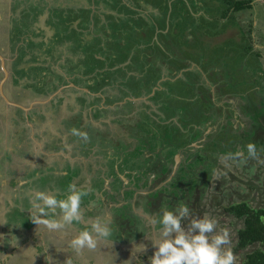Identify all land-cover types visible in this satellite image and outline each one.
Here are the masks:
<instances>
[{"label":"rangeland","instance_id":"1","mask_svg":"<svg viewBox=\"0 0 264 264\" xmlns=\"http://www.w3.org/2000/svg\"><path fill=\"white\" fill-rule=\"evenodd\" d=\"M49 1L44 3H51L49 14L45 11L43 17H36L31 12L35 11L36 0H32L33 5H28L30 0L26 4L18 3V0H8L12 14L7 15L8 20L3 21L6 26L1 25L7 35L4 47L9 45L20 48L19 38L25 40L30 34L37 43L34 51L38 53L44 47L47 52L38 62L30 63L43 68L48 63L54 65L55 61L50 55L56 49L62 52L57 64L66 57L71 59L59 63L63 64L59 67L65 71L62 78L59 68L56 72L50 71L47 77V74H41V80L51 78L58 85L57 88L67 84L60 93L54 92L57 88L45 93L34 88L30 90L35 96L33 98L38 96L49 100L39 104L38 111L43 115L42 123L32 122L33 128L41 139L50 132L62 133L59 130L63 127L61 116L69 117L76 112L81 120L76 122L70 119L67 127L86 131L89 139L82 141L73 136L70 129L67 130L65 135L71 136L65 142L68 150L61 149L65 153L63 160L58 157L47 161L36 150L38 146L34 138L29 136L32 147L22 154L20 146L10 140H2L5 133L0 130V163L4 172L11 173L14 170L8 168L6 171L5 159L12 158L10 161L18 163L20 154L23 159L32 152L27 160L33 161L30 164L32 167L27 165L29 167L26 169L14 170L21 184L19 182L17 186H11L12 188L9 185H0L1 193H5V196L0 194V199L2 196V202L6 205L5 211H0V230L4 233L0 239L3 247L8 252L15 246H18L16 252L20 249L33 252L34 244L44 242L46 245L40 254L42 257L37 261L33 257L29 264H44L45 258H49L50 264H64L69 256L72 264H81V259L78 260L76 256L86 258V264H119L116 256L110 262L101 252H105V248H112L113 244L112 252L116 255L118 248L117 252L121 254H127V250L138 253L134 245L151 238L154 231L151 223H143L141 215L150 217L155 213L147 208L146 203L141 204L142 200L145 196L150 199L154 193L164 188L168 202L172 199H176L178 203L190 202L189 207L195 215L208 213L215 216L218 221L217 228L226 227L229 230L230 246L234 255L236 254L235 264H243L246 259L243 256L253 249V246H248L242 251L237 250V253L233 250L243 221L228 214L226 210L225 216L218 218L223 211L217 212L218 205L214 206L211 202L227 196L221 201L224 203L226 200L227 203L230 194L235 200L243 199L244 196L235 194L236 190L243 194L253 193L252 201H256L261 197L258 191L264 189V152H258L257 158L249 157L245 148L247 143L242 135L250 130L242 122L244 116H247L243 108L246 99L258 105L264 103V0H249L250 6L241 10L233 8L232 3L235 0L231 4L226 0L227 3L219 4L217 9L206 8L205 5L209 4L203 0L201 3L194 0H97L93 5L86 0ZM175 12H178L177 15ZM157 17L162 21L157 20ZM182 17L188 19L187 23L197 24L199 29L190 36L194 42L190 44L185 40L187 46L182 43L176 29ZM21 19L26 21L23 26ZM31 21L32 25L36 22L45 31L38 29L37 34H32L34 29L31 30ZM238 25H242L239 33L235 32V29L241 27ZM25 28V31H20ZM137 29L144 35H138ZM226 31L232 35L219 38ZM206 38L219 40L203 50L205 56H200L196 48ZM56 39L58 43L51 46V42L53 44ZM63 41H66L65 44ZM24 46L30 48L27 42ZM220 55L227 62L225 70L218 63ZM5 56L10 57L11 61L14 58L12 63L15 77L20 81L28 78L20 75L17 65L16 70L14 68L15 63L28 64L27 55L18 59L19 50L16 55L10 50ZM46 59H49L48 63ZM169 64L178 67L171 73ZM157 65L161 66V70L156 69ZM196 71L205 76V84L201 74ZM37 76L38 72L32 73L31 79ZM187 77L195 86L188 84ZM25 98L27 97L21 96L18 99L24 102ZM15 110L16 115L20 109ZM17 116L16 123L10 122V130L21 127L17 123ZM24 125L26 127L27 124ZM154 129L159 130L162 135L166 134L167 129H175L176 132L171 138L174 144L170 145L167 141L156 139V136H150L148 133ZM19 135L20 133H16L11 140L20 139ZM38 141L43 145L49 143V140L47 143L44 140ZM143 142L151 144L148 148L150 150H145ZM236 150L243 152L240 158H234ZM145 152L151 155L144 154ZM208 159L206 167L196 166L197 162L205 163ZM158 162L166 172L165 176L162 175L164 178H160L159 173L156 174L154 170V177L147 179L150 175L148 173L152 172H148V164ZM199 172L202 174L199 175ZM5 177H0V180ZM157 179L160 182L155 186ZM105 181H108L107 187H104ZM200 181L207 184V190L202 198L204 204L195 205L191 199L187 200L190 198L188 193L185 194L187 189L178 187V183L196 186ZM56 182L61 183L57 186ZM69 183L89 189V195L82 203L89 222L97 216L108 214L112 219V226L118 228L120 218L130 217L133 221L131 225L137 227L134 239L131 238L133 241L121 243L118 239V242L112 239L100 240L97 244L98 250L94 253L84 249L77 254L67 247V242L85 224H72L63 230H51L34 222L27 225L20 215L13 214L14 211L22 210L26 203L20 197L19 191L26 190V201L29 203V189L64 190ZM105 188L110 189L107 191ZM16 191L19 198L14 202L11 196H15ZM95 191H98V196ZM137 192L140 194L134 207L132 196ZM103 198H109L113 204L109 201L102 206ZM89 200L97 201L95 208L87 205ZM261 203L264 205V202ZM143 205L148 209L143 210L144 214L139 212ZM90 211H94L93 214ZM26 213L28 215L29 212ZM124 223L125 228L129 226V222ZM140 231L145 235L137 239ZM49 234H56L57 238L50 237ZM30 239L33 241L29 243ZM51 244H54L53 248L50 247ZM19 255L20 253L17 254ZM14 260L12 257L8 264H13Z\"/></svg>","mask_w":264,"mask_h":264},{"label":"clouds","instance_id":"2","mask_svg":"<svg viewBox=\"0 0 264 264\" xmlns=\"http://www.w3.org/2000/svg\"><path fill=\"white\" fill-rule=\"evenodd\" d=\"M70 132L82 141L89 139L88 133L82 129L72 127ZM245 148L249 157H258L256 143L248 142ZM233 155L240 158L243 152L236 150ZM29 193V204L25 210L35 224L51 230L85 224L67 242V247L77 254L84 249H95L100 240L112 238L114 229L108 214L97 216L90 222L85 217L82 203L88 197L89 189L69 183L64 190L29 189ZM96 203L87 201L90 207ZM150 222L158 237L151 243L153 252L148 256L149 264H235L229 230L226 227L218 229L215 216L208 213L197 216L188 204L179 203L173 209L162 207L159 213L150 216ZM134 247L138 253H145L143 243ZM64 264H72L70 256Z\"/></svg>","mask_w":264,"mask_h":264},{"label":"trees","instance_id":"3","mask_svg":"<svg viewBox=\"0 0 264 264\" xmlns=\"http://www.w3.org/2000/svg\"><path fill=\"white\" fill-rule=\"evenodd\" d=\"M194 1H197V3L198 2L201 3L202 0H194ZM225 1L226 0H224V1L223 0H203V2H207L209 4L208 6L205 5L206 8H213V9H217V6L219 4H221V3H227ZM232 1L233 0H229L228 3L230 2V4H231ZM209 2H211V3H209ZM249 4H251L249 0H235L232 3L233 8L235 10H241V9L246 8V7H249L250 6ZM211 5H212V7H211ZM39 13L35 14V16L36 17L40 16ZM175 14L177 15L176 12H175ZM157 20L162 21L159 17H157ZM36 22H37V20H36ZM138 22H141V21L138 20ZM182 22L183 23H187L188 19L187 20L186 19L182 20ZM31 23H32V21L30 22V26L32 25ZM188 24H193L194 25L195 23L191 22V23H188ZM180 25H182V24H177L178 29L180 31L179 33H181V35H182V33H183V35L186 34L185 37L183 38V41L186 40V41H189L190 43L194 42V39L192 37H190V36H192V33L194 34V32L195 33L198 32L196 30L197 26H189L188 25L187 26L188 31H184L182 29V27H180ZM238 26H241V27L235 29V32L238 31V33H239L240 31H242L241 30L242 25H238ZM36 27H37V30L38 29L42 30L41 32L45 31L44 29L39 28V27H41L40 25H36ZM137 30L139 31L137 33L138 35H141V36L144 35V33L140 29H137ZM228 32L229 31H226L225 33H221L219 38H222V37L225 38V37H229L230 35H232V33L229 34ZM202 37L204 38L205 36L202 35ZM57 38H58V36H57ZM215 39L216 38H214L212 40L211 39H207L206 40V41H208L207 49L210 48L212 46V44H214L216 41L219 40V39H216V40ZM60 40H62V39H60ZM31 42L32 43L34 42V45H37V43L35 41L31 40ZM65 42L66 41H63L62 43L65 44ZM56 43H58V39L54 40L53 44L51 42V46L56 45ZM61 53H62L61 50L56 49L54 54L50 55L52 60L55 61L54 65H52V63H48L49 59L45 60L46 63H48L47 67H45L46 65L44 66L45 68L41 67L38 64H34V63L30 64L31 61H37L38 62L42 55L43 56L47 55L46 49L44 47H42V48H40L38 50V53H33L32 54L31 59L28 61L30 65L26 66L25 64L24 65L21 64V65L18 66L20 68V69H18V72L22 73L23 75H31L32 73H37L38 72L39 76L34 77L37 82L35 84H34L35 81L28 83V84H31V86H33L34 89L44 91V93L48 92V90L56 89L57 86H58L56 84V82H54L53 79H51V78H49L47 80L46 79L41 80V74H43V75L47 74L46 75V77H47L48 73L50 71L56 72V71L60 70L62 72V73H60L61 78H62L63 75H65V71L61 67H60V69H58V67H56L57 66L56 65L57 61L61 58V56H60ZM66 60L70 61L71 59L66 57L65 61ZM59 63H62V61L58 62V64ZM60 65H63V64H59V66ZM223 67H224V65H223ZM42 70H44V71H42ZM41 94H43V93H41ZM253 107H254L253 105L246 106V108L248 109V111L251 112V114L256 111L255 112L256 116H255V119H254V125H253L252 130H250L249 132L250 133L257 132L256 133L257 135H254V136L251 137V135L246 134V132L243 133L242 135H243V137L245 139V143H248V142L258 143L259 142L261 144V147H260V150L258 149V151L259 152H264V103L260 107H257V106H255L254 108ZM148 134L150 136H153V137L156 136L155 137L156 139H162L163 141H167V142H169V144L172 143L170 145L174 144L171 141V138L173 136H172V132L169 131V129L166 130V134L165 135H162L160 133V131H158L157 129H154V132L152 131V132H150ZM145 146L147 148H149V144H145ZM159 164H161V163H159V162H158V164L151 163V166H149L147 168V170L148 171H151V170L152 171H154V170L156 171V168H163L162 166L159 167ZM163 176H165V175H163ZM163 176H161L160 178H162ZM161 180H163V179H161ZM159 182H160V179H159V181L157 179L155 181L154 185L156 186ZM178 185H179L178 187H183V188L186 187V185H182V184H179V183H178ZM203 185H205V184H203ZM194 188H195V186H194ZM204 192H205V190L203 191L202 188L201 189H200V187L198 188V193H197V196H196L197 199H195L196 201H194L195 205H200V204L203 205L204 204V203H202V202H204V201H202ZM236 192H239V191L236 190ZM258 194L261 197H260V199H257L256 201H251V197H248V196H246L248 194H243V193L239 194L241 196H244V198L241 199V200H235L233 195L230 194L231 197L228 196L229 197L227 199L228 202L226 203L224 201L225 202L224 210H226L228 212V214L234 215L236 218H238L239 220L243 221L242 227L238 230L237 243H236L235 248L233 249L234 252L237 253L238 252L237 250H239V249L242 251V249H244V248H246L248 246H253V249L251 251H249L247 254H245V256L242 255L243 257H246V259L244 258L245 260L243 261V264H264V205L261 203V201L264 202V200H263L264 199V189H263V191L259 190ZM226 197L227 196H223V197H221L222 199L220 198L221 200L220 199L218 201L214 200L211 203L215 204L214 206H216V204L217 205H222L221 201L224 200ZM187 200H190V198L187 199ZM147 203H148L149 210L151 212H153V213H156V214L160 212L162 207L163 208H168V209H173L174 207H176L178 205V201L176 199L170 200V203L172 205H169L170 203H168V201L166 200V195H165V189L164 188H161L157 193H154V195L150 199L147 200ZM186 204H188L189 206L191 205L190 202L189 203L186 202ZM253 204H255V205H253ZM166 205H167V207H165ZM124 221L129 222V226H127L126 228H125V225H124L125 224ZM119 223H118V225H119L118 230L122 231V229H123V231H122L123 233L122 234L124 236V240L125 239L131 240V238L133 237L135 231L137 230V227H133L131 225V223H133L132 219L130 217L124 216V218H120Z\"/></svg>","mask_w":264,"mask_h":264},{"label":"flooded vegetation","instance_id":"4","mask_svg":"<svg viewBox=\"0 0 264 264\" xmlns=\"http://www.w3.org/2000/svg\"><path fill=\"white\" fill-rule=\"evenodd\" d=\"M176 1H178V2H181L182 0H176ZM182 9V8H181ZM7 12H9V2H8V0H0V14L1 15H7L8 13ZM178 13V12H177ZM187 13V12H186ZM187 15V14H186ZM184 16V15H183ZM15 19V18H14ZM186 18L185 17H182V19L179 21V23L178 24H182V25H180V27H182V29L184 30V31H188V28H187V26H188V23H183L182 22V20H185ZM3 20H4V22L6 21V20H8V17L7 16H5L4 18H3ZM148 20V19H147ZM4 22H0V44H2V45H5L6 44V34L4 33V30L2 29V26L1 25H5V23ZM25 22L26 21H22V19H21V24H22V26L25 24ZM20 24V25H21ZM9 25V24H8ZM20 25H19V27H18V29H20ZM6 26V25H5ZM189 26H197V28H196V30L197 31H199V29H198V25H196V24H189ZM14 27V26H13ZM12 27V28H13ZM195 28V27H194ZM5 29H6V27H5ZM17 29V30H18ZM176 29H178V26H177V28ZM26 30V28L25 29H21L20 31H25ZM178 32V36H179V34H180V39L182 40V42L184 43V45H186L187 46V44H186V42L185 41H183V38L185 37V35L186 34H184L183 35V33H182V35H181V33H179L180 31H179V29L177 30ZM29 37H30V34H29ZM193 38V37H192ZM205 41V40H204ZM202 42V44L200 45V47H197L196 48V51L199 53V55L201 56V55H204L205 56V52L203 53V50L206 48L207 49V46H208V41H205V42ZM187 42H189V41H187ZM190 43V42H189ZM24 44H26V42L25 43H21V45L19 46L20 48H19V56H18V59L19 58H22V53H21V48L24 50V52L26 53V55L28 54L29 56H30V58H29V60L31 59V57H32V54H33V52H35L33 49H35L36 48V46H34V44L31 42V40H29V42H27V44H29L30 45V49L31 50H29V48L28 47H25L24 46ZM191 44V43H190ZM185 46V47H186ZM172 47H174V44L172 45ZM189 47V46H188ZM185 49H187V47L185 48ZM29 50V51H28ZM30 53V54H29ZM35 53H37V52H35ZM212 53V52H211ZM213 55V54H212ZM211 56V55H210ZM14 60V58L12 59V61ZM28 60V61H29ZM218 63H220L221 64V66H222V69H226L227 67H226V60L224 59V57L223 56H221L220 55V57H219V61H218ZM30 64H32V63H30ZM29 64V65H30ZM15 65H21V64H19V63H15ZM223 65H224V67H223ZM13 67V66H12ZM176 67H178V66H174V65H171V64H169V69L171 70V73L173 72V71H175V69H176ZM7 68V70L9 71V69H8V66L6 67ZM14 68H15V70H16V66H14ZM17 68L18 69H20L18 66H17ZM28 68V67H27ZM60 69V68H59ZM156 69H160L161 70V66H156ZM198 74H201L202 72H198V71H196ZM11 73H12V79L14 78L13 77V74L15 73L14 72V70H12L11 69ZM20 75H22V77H25V76H27L28 78H24V81L20 84V85H18V88H16V92H15V97H14V99H18L19 97H21V96H23V97H27V98H25V100H30V99H32L33 97H35V96H33L32 94H33V92L32 91H30V90H32L33 89V86H31L30 84H28V83H30L31 81L32 82H34V84L37 82L36 80H35V78L33 77L32 79H31V75H23L22 73H20ZM192 76V75H191ZM4 77H6V75H5V72H4ZM203 77H205V76H203L202 74H201V79L203 78ZM17 78V77H16ZM200 78V77H199ZM187 79H188V84H190V85H194V83L193 82H191V79L190 78H188L187 77ZM204 79V78H203ZM18 82H19V78H18ZM204 84H205V79H204ZM74 86H77V85H74ZM195 86V85H194ZM1 96V95H0ZM1 98H2V96H1ZM13 98V97H12ZM203 98H205V95L203 94ZM3 100H4V98H3ZM19 100V101H18ZM18 100H16L15 102H17V103H21L20 101H22V100H20V99H18ZM243 100V99H242ZM9 101H11V100H9ZM12 102V101H11ZM45 103V102H44ZM257 104V105H256ZM174 105V104H173ZM248 105H253L254 107L255 106H257V107H260L261 105H258V103H256V102H254V101H251V100H248V98L246 99V104L243 106V108L245 109V112H246V114H247V116H244V118H245V121H243L244 120V118H243V120H242V122H245L246 123V126L250 129V130H252V128H253V125H254V119H255V116H256V114H255V112L254 113H252L251 114V112L250 111H248V109L246 108V106H248ZM6 106V105H5ZM5 106L3 105V108H1V111H0V113L3 111V113L5 114V112H4V110L6 109L5 108ZM37 106V105H36ZM35 106V107H36ZM33 108L31 111L33 112V114H35V116H39V118H43V115H42V113L40 112V111H38V107H36V108ZM253 107V108H254ZM11 109H10V114H9V120H10V122L12 123H15V113L14 112H16V110L15 109H17V107L16 106H13V104L11 105V107H10ZM19 109H20V107H18ZM174 109H175V107H173ZM22 109V108H21ZM172 109V108H171ZM179 109H181V108H179ZM182 109H184V108H182ZM58 111H61L60 109H57ZM25 109L23 108L22 110H19V116H18V121H17V123L18 122H20V121H24V119H25ZM174 111V110H173ZM183 111V110H182ZM181 111V112H182ZM32 114V115H33ZM244 114V113H243ZM31 115V116H32ZM209 115H212L211 113H209ZM239 115H240V113H239ZM65 116V115H64ZM63 115L61 116V122H62V124H63V127H61V128H59V130H61V132L62 133H60V132H58V131H55V132H50V133H48V134H46L47 135V137H45L46 139H47V141L49 140V142L50 141H54V144L55 143H59V144H56L57 145V147L58 148H61V147H64L65 146V142H67L68 140H69V137L71 136V135H65V132H67V130H69L70 128H68L67 126H69L70 124H69V121H70V119L71 120H74V121H76V122H79L80 120H81V118L79 117V113H74L72 116H69V117H67V116H65V117H67V118H65ZM241 116V115H240ZM262 117V116H261ZM23 123V122H22ZM208 125H210V124H207V126ZM20 126H21V124H20ZM76 128V127H75ZM63 129V130H62ZM215 129V128H214ZM86 130H89L88 128H86ZM249 130V131H250ZM159 131V130H158ZM235 131H237V130H235ZM27 132H29V126H27L26 125V127H25V125H24V123H23V126L22 127H14V128H12L11 130H10V133H9V137H12V136H16V133H20V135H19V137H20V139H18L17 141H16V143H18L19 144V146L21 147V150H22V153H26V152H28L30 149H29V145H30V141H29V134L27 133ZM154 132V131H153ZM172 132V136H174V132H176L175 131V129L174 130H172L171 131ZM257 132H255V133H250V132H246V134H249V135H251V137L252 136H254V135H257L256 134ZM205 135H207V134H205ZM91 136H94V135H91ZM250 137V138H251ZM155 143H153V145H154ZM170 144H172V143H170ZM142 145L145 147V150L147 149V150H150V149H148L146 146H145V143L143 142L142 143ZM151 144H149V146H150ZM256 145H257V149H259L260 150V147H261V144L258 142V143H256ZM170 146V145H169ZM31 148V147H30ZM55 149H56V146H55ZM259 152V151H258ZM262 153V152H261ZM144 154H147V155H151L149 152L148 153H144ZM23 156V155H22ZM27 156L28 157H30L31 156V152L28 154V155H26L23 159H22V162L25 160V162H26V159H28L27 158ZM146 156V155H145ZM209 158H211L209 155H207ZM44 157V156H43ZM147 157V156H146ZM10 159H12V158H10ZM9 159V160H10ZM6 160V159H5ZM30 160V159H29ZM42 160V159H41ZM6 162V161H5ZM209 162V159L208 160H206L205 161V163H202V162H197L196 163V166H200V167H206V163H208ZM160 163V162H159ZM12 164L14 165V164H16V163H13L12 162ZM31 164V162L29 163V162H26V163H21V162H19V166L20 167H22L23 165H24V167L26 168V167H32V165H30ZM13 165H12V167H13ZM27 165H29V166H27ZM149 166H151V163L150 164H148V167ZM161 165L159 164V167H160ZM2 167V168H1ZM19 167V168H20ZM3 166H2V164L0 163V170H2V171H4L3 170ZM12 169V168H11ZM30 169H33V168H30ZM204 171V169H202V171L201 172H203ZM149 172V171H148ZM155 171H152L151 173H148V174H150L148 177H147V179H151V177H154L153 176V173H154ZM201 172H199V175L200 174H202ZM159 173V176H162V175H165V170H164V168H156V174H158ZM147 174V173H146ZM147 174V175H148ZM155 174V175H156ZM39 176V174L37 175V177ZM11 179V178H10ZM155 180V179H154ZM42 180L40 179V184H42ZM61 183V182H60ZM60 183H55V185H57V186H59L60 185ZM200 183L201 184H199L198 183V185H196L195 186V188H194V186H191V185H187L185 188L187 189V191H185L186 193H188L189 195H190V199L194 202V201H196L195 199H197V193H198V188L200 187V189L202 188V190L204 191H206L207 189H206V187H207V184H205V185H203L204 183H202V181H200ZM203 185V186H202ZM10 186V185H9ZM12 186V185H11ZM241 192V191H240ZM185 193V194H186ZM235 194H237V195H239L240 193L239 192H236ZM3 196H5V193L3 194ZM230 196V195H229ZM146 199V198H145ZM108 200V199H107ZM101 201H102V199H101ZM26 203L25 204H23V209L22 210H20V211H14L13 212V214L15 215V214H17V215H20V218H21V220L22 221H25L26 222V224L28 225V223H32L31 222V219H30V217H29V213H28V215H27V213H26V211H28V210H25L27 207H28V202L27 201H25ZM103 203L104 202H102V206H103ZM106 203V202H105ZM168 203H170V202H168ZM175 204V203H174ZM179 204V203H178ZM98 205H101L100 204V202H98ZM169 205H172L171 203L169 204ZM4 206H6L5 205V202H2L1 200H0V211H5V209H4ZM175 206V205H174ZM32 226V225H31ZM113 227V229H114V231H113V236H112V240H114V241H116V242H118V240H120L119 242H131V241H133L132 239H134V235H133V237H132V239L131 240H127V239H125L124 240V236H123V232L122 231H119L118 230V228H116L115 227V225H113L112 226ZM136 232V231H135ZM31 236V235H30ZM49 236L50 237H53V238H57V236H56V234H49ZM143 238V236L142 235H140L137 239H139V238ZM37 237H35L34 239H36ZM149 238L150 237H148L147 239L149 240ZM39 239V238H38ZM111 239L109 240V241H111ZM118 239V240H117ZM137 241V240H136ZM45 245L46 244H44V242H43V244H38L37 246H35L36 248H37V250H38V252H36L37 253V255H35V258H36V260L35 261H37V259H40L42 256L40 255L42 252H41V249L43 250L44 248H45ZM53 246H54V244H51V248H53ZM112 246V248L114 247L113 246V244L111 245ZM128 247H131V246H129V245H127ZM18 248V246H15V247H13V249H11L9 252L11 253L10 254V256H12V257H14L15 258V260L13 261L14 263L13 264H29L32 260H33V257H31V256H26L24 253H20V255L19 256H17V253H16V249ZM111 247H110V249H109V247L108 248H105V252H103V253H101V254H104V255H106L105 257H106V259H108V260H110V262H112V258H114L113 256H116L117 258V260H118V262H119V264H140V261H142V264H148V256H147V253L145 254H141V253H136L135 251H133V250H128L129 251V253H127V254H120V255H116L115 253H113L112 252V249ZM96 250H98L97 249V247L95 248V249H92L91 250V253H94ZM111 250V251H110ZM6 252H8V251H6V248H4L3 247V244H0V253H6ZM146 252H151L152 253V251L150 250V249H147L146 250ZM118 253H121V252H118ZM100 254V255H101ZM94 255V254H93ZM236 255V254H235ZM45 256H46V254H45ZM12 257H10V259L12 258ZM75 258H77L78 260L79 259H81L80 261H81V264H86L85 263V261L82 259V258H80L79 256H76ZM31 260V261H30ZM10 261V260H9ZM45 263L44 264H50L49 263V258H45ZM130 262H132V263H130ZM5 264H6V261H5ZM38 264V263H37ZM39 264H42V263H39ZM53 264V263H52Z\"/></svg>","mask_w":264,"mask_h":264},{"label":"crops","instance_id":"5","mask_svg":"<svg viewBox=\"0 0 264 264\" xmlns=\"http://www.w3.org/2000/svg\"><path fill=\"white\" fill-rule=\"evenodd\" d=\"M27 1H29V0H18V3H24V4H26L27 3ZM46 1H49V0H42V2L41 1H37L36 0V2H35V7H34V10L35 11H31L32 13H34V14H38L39 12V14L43 17V14L45 13V11H46V13H48L49 14V12H50V10H51V8H49L50 7V5H51V3H47V4H44V3H46ZM87 2H89L90 1V4H95L96 3V1L97 0H86ZM50 2V1H49ZM61 3H63V2H61ZM60 3V4H61ZM44 4V5H43ZM59 4V3H58ZM59 4V5H60ZM11 5H12V3H11ZM28 5H33V3H32V0H30V2H29V4ZM37 5V6H36ZM38 5H41L40 7H38ZM32 8V7H31ZM30 8V9H31ZM8 14L7 15H11L12 13H10V11L9 12H7ZM7 15H1L0 14V22L2 21H4L3 20V18L5 17V16H7ZM49 16V15H48ZM150 16V15H149ZM11 18V17H10ZM148 18V17H147ZM1 22V23H2ZM36 25H38V24H36L35 23V25H31V30H33L34 29V32L32 33V34H37L38 33V30H37V27H36ZM9 26V25H8ZM35 29H36V31H35ZM20 39V44H19V46L21 45V43L23 44V43H25V42H23V41H26V42H29V40H33L34 41V38L30 35V37H29V34H28V36L26 37V39L24 40V39H22V38H19ZM6 45V44H5ZM5 45H2V44H0V52H1V54L3 55V57H4V61H3V63H4V67H7L8 66V69H9V71H8V74H5L6 75V77H4V70H3V68H2V61H1V58H0V95L2 96V98H1V96H0V111H1V108H3V105L5 106V110H4V112H5V114L3 113V111L0 113V130H3L4 131V137L2 138V140H4V142H6V141H8V140H10L13 144H15V145H17V146H19V144L18 143H16V141H13V140H11L12 138H14V136H12V137H9V133H10V126L13 124H11L10 123V120H9V114H10V107H11V105L13 104V106H16L17 108L18 107H20V110H22L23 109V107H21V106H19V105H16V104H14L13 102H15L16 100H18V99H14V97H15V92H16V88H18V85H20L23 81H24V79L22 80V81H20L19 80V82L17 81L18 80V78H16L15 76H14V74H13V79H12V73H11V69L13 70V63H12V61L10 60V57H6L5 56V54L7 53V52H10V50L11 51H13V54H17V51L19 50V48L18 47H15V48H13V46H11V47H9V45L8 46H6V47H4ZM29 50H31L30 48H29ZM28 50V51H29ZM34 50V49H33ZM21 53H22V56H25L26 55V53L24 52V50L21 48ZM63 53H64V51H63ZM30 54V53H29ZM27 56H28V58L26 59V60H28L29 59V55L27 54ZM21 59V58H20ZM62 62L63 61H65V58L63 59V60H61ZM25 63H22V65H24ZM26 66H28L29 65V62H28V64H25ZM57 66L56 67H58V68H60L59 67V64H56ZM16 66V65H15ZM17 66H19V65H17ZM67 85V84H66ZM66 85H61V86H59L57 89H56V91H54L56 94L57 93H60L64 88H65V86ZM61 88V89H60ZM53 92V93H54ZM55 94V95H56ZM53 96V95H52ZM13 97V98H12ZM37 98H32V99H30V100H23L24 102H21V104L22 105H24V106H29V109H25L26 111H25V119H24V121H20L19 123L21 124V127L23 126V123L24 124H27V126H29V136L30 137H32V138H34L33 140L35 141V144H37L36 146H38L37 148H36V150H39V154H43L44 155V157H46V160L48 161V160H50V159H55V158H58V157H61L62 158V160H63V158H64V156H65V153H64V151H62L61 149L62 148H67V150H68V147H66V146H64V147H61V148H58L57 147V145L56 144H59V143H55L54 144V142L53 143H51V142H49L48 143V145H43L42 143H40L38 140H44V141H46L45 143H47V139L46 138H43V139H41V137H38L37 136V133H36V131H35V128H33V124L34 123H32V122H40V123H42L41 121V118H39V116H35V114H33V112L31 111L36 105V107H40L39 106V104H44V102L46 103V100H47V102L49 101L48 99H45V98H43V97H38V96H36ZM100 97V96H99ZM3 98H4V100H3ZM16 98V97H15ZM101 98V97H100ZM9 100H11V101H9ZM102 102H104V101H102ZM35 107V108H36ZM22 108V109H21ZM33 114V115H32ZM16 115H18L19 116V114L18 113H16ZM15 115V116H16ZM32 115V116H31ZM17 116V117H18ZM32 120V121H31ZM23 122V123H22ZM16 123V122H15ZM3 142V143H4ZM5 146V145H4ZM55 146H56V149H55ZM30 147H32V144L30 143V145H29V149H30ZM1 148V147H0ZM5 148V147H4ZM23 154V153H22ZM31 154H32V152H31ZM18 155H19V153H18ZM34 155V154H33ZM20 156V161L19 162H21L22 164L23 163H26V162H31V161H29V160H27L26 159V162H25V160L22 162V155L20 154L19 155ZM18 158L19 157H17L16 158V160H18ZM71 161V160H70ZM6 162H7V165H6V171H7V169L9 168V169H20V170H22L23 168L24 169H26L25 167H24V165L22 166V167H20L19 166V162L18 163H16V164H12V161H10V160H8V159H6ZM33 162V161H32ZM31 162V163H32ZM12 165H13V167H12ZM20 167V168H19ZM14 170H13V172H11V173H8V172H4V171H2V170H0V177H4V176H6L5 177V179L3 180V179H1L0 180V185H10V187H11V185H12V187H14V186H17L16 184L17 183H19L20 182V184H21V181H20V179H18V177H17V175L15 174L16 172H14ZM10 174V175H9ZM10 176V177H9ZM26 176V175H25ZM10 178H13V180L11 181V179ZM81 181H83V180H81ZM81 181L79 182V184L81 183ZM107 185H108V181H105V185H104V187H107ZM90 186H93V184H91ZM4 187H8V186H4ZM11 187V188H12ZM98 187V186H97ZM110 188H105V190H109ZM1 190L2 189H0V194L3 196V193H1ZM239 191V190H238ZM20 193V197L22 198L23 197V199H24V201H26V198H27V194H26V190L24 191V192H21V191H19ZM240 192V191H239ZM16 193H17V191L15 192V196H11V200L12 201H14V202H16V200L19 198L18 196H16ZM142 193H146V192H142ZM240 193H242V192H240ZM95 194H96V196H98L99 194H98V191H95ZM112 194H113V192H112ZM115 194V193H114ZM139 194L140 193H135L134 194V196H132V197H134L133 199H132V205L135 207V205H136V201H138V196H139ZM244 194H248V195H246V196H248V197H251V201L253 200V198H252V196H253V193H251V192H248V193H244ZM2 196H1V201H2ZM145 198H146V196H145ZM143 199L142 200V203L141 204H145L146 206H147V208H148V203H147V198L146 199ZM109 201H110V203L111 204H113V202L108 198V200L106 199V198H103L102 199V202H104L103 203V205H106V204H108L109 203ZM226 201V200H225ZM106 202V203H105ZM145 205H143L142 206V208H140V211L139 212H141V213H143L144 214V211L143 210H148L147 208H146V206ZM224 207H225V202L224 203H222V205H218V207H217V212H220V211H223L222 212V214L221 215H219L218 216V218H221L222 216H225V211H224ZM95 208V207H94ZM95 211V210H94ZM93 211V212H94ZM212 211H214V209L212 210ZM93 212L92 211H90V213H92L93 214ZM156 214V213H155ZM141 217H142V220H143V223H147V225L149 224L150 225V217H148V215H144V216H142L141 215ZM32 222V221H31ZM152 226V225H151ZM153 227V226H152ZM2 234H4L3 233V231L2 230H0V236L2 235ZM138 234L140 235H145V233L144 232H138ZM158 237V233H156L155 234V231H153V233H152V237L151 238H149V240L147 239L146 241H144L143 242V244L145 245V254L147 253V256H150L152 253L151 252H146V250L147 249H150L152 252H153V247L151 246V243H152V241L153 240H155L156 238ZM32 238V237H31ZM35 238V237H34ZM31 241H33V240H29V243L31 242ZM28 242V241H27ZM26 242V243H27ZM0 244H2V239H0ZM21 245H23V244H21ZM38 245V244H37ZM36 244H34L33 246H34V248H35V251H33V252H29V251H25V250H23V249H20L19 251H17L16 253L18 254V253H21L22 251V253H24L27 257L28 256H31V257H35V255H37V253L36 252H38V250H37V248L35 247V246H37ZM105 245V244H104ZM106 246V245H105ZM127 246V245H126ZM126 248V247H125ZM110 249V248H109ZM112 251H113V249H111ZM110 250V251H111ZM117 250H119V248L118 249H116V253L118 254V255H120L121 253H118L117 252ZM16 251V250H15ZM44 251H46V249L44 250ZM41 252H42V249H41ZM127 253H129V251L127 250L126 251ZM102 253V252H101ZM10 252H6V253H0V264H5V261H6V264H8V262H9V260H11L10 259V257H12V256H10ZM148 258V257H147ZM84 261L86 260V258H82ZM112 264V263H111Z\"/></svg>","mask_w":264,"mask_h":264},{"label":"water","instance_id":"6","mask_svg":"<svg viewBox=\"0 0 264 264\" xmlns=\"http://www.w3.org/2000/svg\"><path fill=\"white\" fill-rule=\"evenodd\" d=\"M0 58H1V61H2V68H3V70H4V72H5V74H8V70H7V68L6 67H4V63H3V61H4V57H3V55L1 54V52H0ZM61 89V88H60ZM88 91V90H87ZM90 92V91H89ZM14 104H16V105H19V106H21V107H23L24 109H29V106H24V105H22L21 103H17V102H13Z\"/></svg>","mask_w":264,"mask_h":264}]
</instances>
